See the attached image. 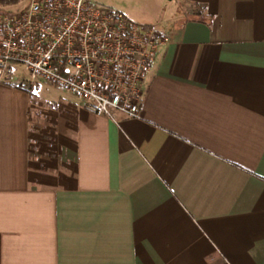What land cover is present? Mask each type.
Listing matches in <instances>:
<instances>
[{
  "label": "crops",
  "instance_id": "0c3cea01",
  "mask_svg": "<svg viewBox=\"0 0 264 264\" xmlns=\"http://www.w3.org/2000/svg\"><path fill=\"white\" fill-rule=\"evenodd\" d=\"M124 1L139 118L0 84V264H264V0Z\"/></svg>",
  "mask_w": 264,
  "mask_h": 264
},
{
  "label": "built area",
  "instance_id": "2783aa9c",
  "mask_svg": "<svg viewBox=\"0 0 264 264\" xmlns=\"http://www.w3.org/2000/svg\"><path fill=\"white\" fill-rule=\"evenodd\" d=\"M169 41L154 24L87 0H27L0 12V83L59 87L95 114L139 118L144 82Z\"/></svg>",
  "mask_w": 264,
  "mask_h": 264
},
{
  "label": "rangeland",
  "instance_id": "374dc122",
  "mask_svg": "<svg viewBox=\"0 0 264 264\" xmlns=\"http://www.w3.org/2000/svg\"><path fill=\"white\" fill-rule=\"evenodd\" d=\"M87 1H88V3L94 4V5H97L100 7L112 8V9H118V10H122L121 9L122 8V6H121L122 2H123V4H125V3L127 4V2H125L124 0H87ZM169 1L170 0H156V2H157L156 4L160 3L161 6L163 7V5H167ZM177 1L178 0H172L173 7ZM26 3H27V0H17V1L0 0V12H14L16 10H20L26 5ZM144 4L146 6L148 3L145 2ZM153 4H154V7H156V9L154 8L155 11L150 10L151 11L150 13H152V15H153L152 18L158 17L161 14V12L163 11L161 6L159 7L158 5H155V3H153ZM153 4L152 5L149 4V5L153 6ZM139 8H141V7L139 6ZM145 11L148 12V10H145ZM132 20L136 23L144 24V21H146V18H142V19L132 18ZM149 24H152V23H149ZM0 84H5V85L11 86V87L13 86L15 88H18L14 85H9L8 83H0ZM46 88H47V91L50 93L51 96L52 95L54 96L56 93L61 92V89L54 87V86H52L48 83H45V82H41L40 88L38 90H35V92H42L43 90H46ZM62 92H66V94H71V93H69L67 91H63V90H62ZM53 93H55V94H53Z\"/></svg>",
  "mask_w": 264,
  "mask_h": 264
},
{
  "label": "trees",
  "instance_id": "16d2710c",
  "mask_svg": "<svg viewBox=\"0 0 264 264\" xmlns=\"http://www.w3.org/2000/svg\"><path fill=\"white\" fill-rule=\"evenodd\" d=\"M3 1H17V0H3ZM198 7V6H197ZM193 11L197 12L198 9L194 8Z\"/></svg>",
  "mask_w": 264,
  "mask_h": 264
}]
</instances>
